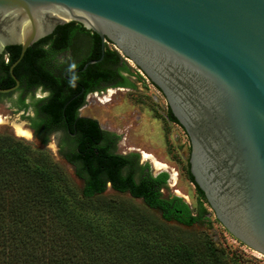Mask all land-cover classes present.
<instances>
[{
    "label": "water",
    "instance_id": "water-1",
    "mask_svg": "<svg viewBox=\"0 0 264 264\" xmlns=\"http://www.w3.org/2000/svg\"><path fill=\"white\" fill-rule=\"evenodd\" d=\"M76 22L163 95L215 219L264 256V0H0V54ZM90 60L84 66L96 64ZM82 69V70H83Z\"/></svg>",
    "mask_w": 264,
    "mask_h": 264
},
{
    "label": "trees",
    "instance_id": "trees-1",
    "mask_svg": "<svg viewBox=\"0 0 264 264\" xmlns=\"http://www.w3.org/2000/svg\"><path fill=\"white\" fill-rule=\"evenodd\" d=\"M97 46L98 52L89 60L99 59L102 54L103 58L86 71L97 72L103 78L111 76L108 66L116 68L119 75L129 73L116 51L106 49L102 53L98 38ZM31 49L13 68L17 77L18 66L29 68ZM4 50L9 54V62L0 55L2 89L13 85L8 68L18 58L20 47ZM5 80L9 83L2 84ZM70 97L61 96L59 91L50 93L41 109L45 115L35 124L38 146L31 148L0 133V264H236L237 259L230 258L207 234L188 232L198 218L181 198L164 197L159 192L168 178L165 173L158 178L147 174L134 180L133 173L123 177L120 170L125 160L112 155L110 158L119 160L117 163L72 166L74 176L82 183L80 188L76 187L44 148L54 121L65 126L67 119L74 120L75 110L82 103L72 111L69 106L64 108ZM169 114L176 122L170 110ZM79 121L87 125L78 132L81 141L87 135L102 132L94 120ZM82 153L86 151H59L73 162ZM186 174L197 196L207 204L188 163ZM108 180L117 192H129L132 199H141L145 207L158 211L161 221L129 201L104 198Z\"/></svg>",
    "mask_w": 264,
    "mask_h": 264
},
{
    "label": "flooded vegetation",
    "instance_id": "flooded-vegetation-1",
    "mask_svg": "<svg viewBox=\"0 0 264 264\" xmlns=\"http://www.w3.org/2000/svg\"><path fill=\"white\" fill-rule=\"evenodd\" d=\"M96 37L100 41L102 53L106 49H109L106 45L111 43L106 40L103 42L95 33L85 30L80 24L76 22H68L62 26H57L50 35L38 40L32 45V58L29 68H25L26 66H18V75L21 78L19 76L17 77V75H14L19 82L17 89L10 93L0 95L6 96V98L14 96L13 105L15 106V110H13V112L17 111L15 121L17 123L21 122L23 124V128L31 134V139L37 143L40 141V139L37 135L38 129L35 124L42 120L43 116L45 115L41 112V109L43 108L44 103L50 97V93L52 91H59L61 96L65 97L71 95L69 100L65 103L64 108L69 106V110L72 111L75 105L80 102L82 103L79 108L75 110L76 114L74 120L71 121V119H67L65 126H61L60 122L54 121V123L50 126L53 130L49 135V138L60 135V141L58 145L59 151L65 150L70 152L72 150H85L86 153H82L81 157L76 158L74 162L67 158V156L59 154L63 162L70 166L84 163H97L104 166L112 161L117 163L119 160L115 161L110 157L112 155L118 156L125 160L120 170L121 176L125 177L129 173H133V178L136 180L139 177L145 176L147 174L152 178H158L165 173L168 175V178L164 184V186H166L169 183L171 176V173H168L169 171H167L169 167L165 164L161 152L157 151L156 147L153 148L151 145H147L149 140L146 137V129L143 128L145 127L144 125H141L142 130L139 132L141 134L139 139H133L129 135V133L132 132L129 130V127L127 130H125V134L122 137L121 134H123V131L112 132L104 130L100 127L99 123L95 119L83 116L79 113L81 108L84 106L85 99L90 95H94L95 98L98 99L96 95L99 93L103 95L104 93L108 94L110 91L109 89L114 90L111 92V94L114 95L118 94L119 92L129 93L134 89V84L130 79V73L121 72L120 75L123 78H120L117 69L108 66L106 68L111 73V76H108V78H103L97 72H93L92 70L86 71L90 65L85 69L81 67L83 63L85 65L88 61L95 60H89V58L98 52ZM0 55H2V58L5 62H9V54L5 52V50H3ZM9 77L11 78L10 73ZM12 82L13 85H10L8 88H11L15 85L13 80ZM7 83H9L7 80L2 82V84ZM152 86L154 85L152 84ZM157 91L159 90L157 89ZM111 94L108 95L110 96ZM106 103L112 104V99L109 98ZM154 103L158 105V101L154 100ZM165 107V110L155 111L157 118L160 121L162 120L163 124L178 127L182 132L185 133L184 129L178 124L176 120V122L171 120L167 104H165ZM134 115H136L137 122L142 124H156L157 122L154 121L156 118L151 119L153 122L151 120L148 122L147 116L140 114L139 111L134 110ZM81 118L96 121L98 123L99 129L102 132L97 131L96 133L87 135L81 141L78 132L87 127L85 122L82 123L79 121ZM120 139H122L123 142H121ZM129 141L131 143H128ZM121 144L124 147H126V144L130 145L126 148L128 152H118V149H120L119 146ZM134 145L140 146V148L142 147L144 149L146 148L152 150L150 155H152L158 162L164 164L165 168L159 170L155 169L148 159L144 160L142 158L139 148H134ZM140 157L142 158L141 161ZM152 168L156 171L155 173L152 172ZM175 169L172 168L171 171L174 172ZM175 175L176 182L173 186H176L178 180L177 177L179 174L175 171ZM164 186L160 187V193H163ZM107 188H109L112 192L126 194L131 198L129 192H117L109 180L105 184L104 192L107 190Z\"/></svg>",
    "mask_w": 264,
    "mask_h": 264
},
{
    "label": "rangeland",
    "instance_id": "rangeland-1",
    "mask_svg": "<svg viewBox=\"0 0 264 264\" xmlns=\"http://www.w3.org/2000/svg\"><path fill=\"white\" fill-rule=\"evenodd\" d=\"M106 46L110 50L116 51L129 69V75L134 84V89L132 92H119L116 95L111 94V92L114 91L113 89H109L110 91L108 94H111L110 96L105 93L104 95L101 93L96 95L99 101L94 95H90L85 99L84 106L81 108L79 113L83 116L95 119L104 130L112 132L123 131V134H121L122 137L125 134V130L129 127V130L132 131L129 135L133 139H139L141 135L139 132L142 130L141 125H144L145 127L143 128L146 129V137L149 140L147 145H151L153 148L156 147L157 151L161 152L165 164L169 167V169H167V171H169L168 173L172 174L176 171L179 174L176 186H173L176 182V177L175 180L172 181L170 176L169 183L163 187L162 195L164 197L175 196L181 198L189 206L192 215L198 218L196 224L189 228L188 232L191 234L195 232L207 234L213 243L217 247L223 249L230 258L235 257L237 259L234 260L236 264H264V256L252 251L234 239L215 219L214 213L210 207L197 196L195 187L189 181L186 174L187 160L189 156L188 138L178 127L163 124L162 120L160 121L157 118V114H155L156 110H165L166 108V102L163 95L157 91V89L152 86L150 81L146 79L142 72L135 67L131 61L126 60L120 52L112 46V44H108ZM109 98L112 99V104L106 103ZM154 100L158 101V105L154 103ZM13 103L14 96L6 98V96L0 95V116L5 119L4 124L0 125V133L9 134L31 148L38 146L37 142H34L31 137H17L13 133L10 122L15 121V117L17 116V111L13 112V110H15ZM134 110L139 111V113L144 116H147L148 122H150L149 120L156 118L154 121H157L158 123L142 124L137 122ZM59 141L60 135L52 136L48 139L44 148L49 152L51 159L64 168L66 174H68V176L73 180L76 187L80 188L82 183L74 176L73 167L63 162L59 155ZM120 141L123 142L122 139H120ZM128 143L131 142L129 141ZM129 146L130 145L126 144V147H124L121 144L118 152H128L126 148ZM133 147L139 148L140 153L141 151L148 154L152 153V150L150 149L140 148V146L136 145ZM142 158L140 157V161ZM172 168H176L177 170L175 169L173 172L171 171ZM152 172L155 173L156 171L152 168ZM103 197L108 200L110 198H117L129 201L153 219L161 221L159 212L148 209L139 199H132L126 194L112 192L109 188H107V190L103 193ZM178 227L179 229L181 228L180 226Z\"/></svg>",
    "mask_w": 264,
    "mask_h": 264
},
{
    "label": "bare ground",
    "instance_id": "bare-ground-1",
    "mask_svg": "<svg viewBox=\"0 0 264 264\" xmlns=\"http://www.w3.org/2000/svg\"><path fill=\"white\" fill-rule=\"evenodd\" d=\"M4 122H5V119L0 116V125L4 124ZM10 126H11L13 133L17 137L30 138L31 134L26 129L23 128V124L21 122L17 123L16 121H12V122H10ZM141 155L144 159H148L156 169L159 170V169L165 168V165L156 161L152 155H150L144 151H141ZM175 177H176L175 173H172L171 174V180L174 181Z\"/></svg>",
    "mask_w": 264,
    "mask_h": 264
}]
</instances>
